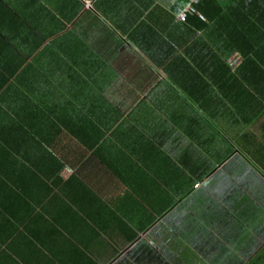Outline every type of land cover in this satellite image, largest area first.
I'll return each instance as SVG.
<instances>
[{
    "label": "crops",
    "instance_id": "1",
    "mask_svg": "<svg viewBox=\"0 0 264 264\" xmlns=\"http://www.w3.org/2000/svg\"><path fill=\"white\" fill-rule=\"evenodd\" d=\"M249 1L0 0V264H264Z\"/></svg>",
    "mask_w": 264,
    "mask_h": 264
},
{
    "label": "trees",
    "instance_id": "2",
    "mask_svg": "<svg viewBox=\"0 0 264 264\" xmlns=\"http://www.w3.org/2000/svg\"><path fill=\"white\" fill-rule=\"evenodd\" d=\"M247 0H200V3L196 6L197 11L201 12L206 16L208 19V22L212 20L216 24H221L224 26L225 24V11L227 8L231 9L233 6V9H239L238 5L240 2L242 4L246 3ZM252 2H248L249 5L254 4V8L256 7V0H251ZM254 2V3H253ZM241 6V5H240ZM263 7H264V1H263ZM200 23L202 28H205L207 26L208 22H202L197 16H191L188 18V21L186 22L189 24H195ZM223 29V28H222ZM223 31V30H222ZM239 48H236L238 50ZM224 66H229L225 64ZM228 69V67H227ZM231 69V68H230ZM232 70V69H231ZM229 71V69H228ZM233 71V70H232ZM236 71V70H235ZM2 86L0 85V89Z\"/></svg>",
    "mask_w": 264,
    "mask_h": 264
},
{
    "label": "built area",
    "instance_id": "3",
    "mask_svg": "<svg viewBox=\"0 0 264 264\" xmlns=\"http://www.w3.org/2000/svg\"><path fill=\"white\" fill-rule=\"evenodd\" d=\"M200 3V0H190L189 4L185 6L178 14V21L182 23H186L188 18L191 16H197L200 20L206 22V18L201 14V12L197 11L196 6ZM242 64V58L239 55H234L228 60L229 67L235 71Z\"/></svg>",
    "mask_w": 264,
    "mask_h": 264
},
{
    "label": "rangeland",
    "instance_id": "4",
    "mask_svg": "<svg viewBox=\"0 0 264 264\" xmlns=\"http://www.w3.org/2000/svg\"><path fill=\"white\" fill-rule=\"evenodd\" d=\"M202 198H203V194H202Z\"/></svg>",
    "mask_w": 264,
    "mask_h": 264
}]
</instances>
